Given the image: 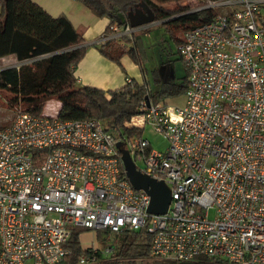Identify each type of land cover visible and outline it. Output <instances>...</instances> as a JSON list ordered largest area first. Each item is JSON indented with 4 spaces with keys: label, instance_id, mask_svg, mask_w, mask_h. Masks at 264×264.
<instances>
[{
    "label": "built area",
    "instance_id": "built-area-1",
    "mask_svg": "<svg viewBox=\"0 0 264 264\" xmlns=\"http://www.w3.org/2000/svg\"><path fill=\"white\" fill-rule=\"evenodd\" d=\"M211 10L222 13L178 46L189 72L184 104L141 102L166 153L59 110L20 111L0 129V264H60L74 229L107 232V244L111 234L147 231L162 261L264 264V0H195L191 12ZM141 29L114 24L108 40ZM118 142L139 171L167 184L166 214L148 212L151 197L130 184ZM114 253L93 245L78 264Z\"/></svg>",
    "mask_w": 264,
    "mask_h": 264
},
{
    "label": "trees",
    "instance_id": "trees-1",
    "mask_svg": "<svg viewBox=\"0 0 264 264\" xmlns=\"http://www.w3.org/2000/svg\"><path fill=\"white\" fill-rule=\"evenodd\" d=\"M75 1L98 18H108L109 34L112 33V25L124 27L129 23L128 15L137 4L146 3L155 14V21H164L161 25L165 26L177 46L183 42L185 31L207 23L222 13L221 10L191 12L192 4L187 3L176 10L167 8L178 0ZM168 19L171 20L166 21ZM84 44L82 32L66 16L52 17L32 0H0V59L14 56L20 64L0 71V90L12 95L10 102L13 107L25 108L22 112L35 115L43 114L46 103L55 99L60 103L58 115L61 119L101 120L117 140L143 137V128L134 124V120L142 116L143 100L156 102L160 98L185 94L187 90V69L184 84L170 85L160 81L163 86L159 93L150 90L148 83L139 84L135 80L110 92L80 86L75 69L85 55L87 46ZM145 49L143 38L136 34L132 38L111 40L100 47L101 53L117 64L129 55L141 66L146 60ZM87 232L90 231L73 230L69 241L72 255L60 264H78L80 257L90 252V248L83 249L80 242V236ZM102 234V231L96 232L99 239H102ZM151 245L152 235L147 231L127 232L120 250L113 256L115 260H102L98 264L150 259ZM189 263L222 264L205 257Z\"/></svg>",
    "mask_w": 264,
    "mask_h": 264
},
{
    "label": "rangeland",
    "instance_id": "rangeland-1",
    "mask_svg": "<svg viewBox=\"0 0 264 264\" xmlns=\"http://www.w3.org/2000/svg\"><path fill=\"white\" fill-rule=\"evenodd\" d=\"M187 4L195 3V0H178L177 3H173L168 5L167 8L171 10H176L181 6H185ZM172 19V18H171ZM168 19L166 21H169ZM164 22V21H163ZM163 22H155L151 25L145 26L144 28L136 32V36H141L144 40V44L146 46V60L143 63L144 77L145 82L148 83L150 90L154 93H159L162 89L163 81L170 85H181L185 83V78L187 75L186 67L183 61L180 58L178 53V46L169 32L166 31L165 26L161 24ZM181 33H179L180 35ZM14 61L5 60L0 61V69L5 67H10L14 65ZM157 78V79H156ZM159 80V82H157ZM185 94L179 95L177 97H169V98H160L158 101L162 103H166L170 106H181L185 102ZM12 95L7 91L0 90V129H5L10 127L20 111L25 110V108L13 107L11 105L10 99ZM59 102L55 99L49 100L46 105L44 112L50 111L49 113H55L58 111ZM134 124L143 128V138L149 141L151 147L159 152L166 153L169 148V143L167 140L157 133L155 129L150 125H146L143 122L142 117H137L134 120ZM139 168H142L143 165L139 164ZM210 218H214V211L210 212ZM109 234H102L101 241H97L91 234L84 235L82 237V245L84 248H87L92 241L98 245L99 248L103 249L107 246H114L118 249L120 248L122 241L124 239V235L115 234L112 237V240L106 243V238H108ZM118 253L116 251L114 254L108 257V261H113L115 256ZM121 261V260H120ZM28 264H33L31 261ZM116 264H182V263H171L170 261H162L159 259H155L152 257L146 260H135V261H125L123 263ZM192 264V263H186Z\"/></svg>",
    "mask_w": 264,
    "mask_h": 264
},
{
    "label": "crops",
    "instance_id": "crops-1",
    "mask_svg": "<svg viewBox=\"0 0 264 264\" xmlns=\"http://www.w3.org/2000/svg\"><path fill=\"white\" fill-rule=\"evenodd\" d=\"M32 1L52 17H58L61 15L66 16L73 24V26L82 32L83 38L85 40L84 45L87 46V49L84 57L78 63L75 69V77L77 78V82L80 86L91 87L110 92L123 88L132 80L137 81L139 84L145 83V77L143 75L144 70L142 66L136 64L129 55L124 56L120 60V64H117L107 59L101 53L100 47L102 44L110 42L111 40L119 41L120 39L110 38V40H108V37L112 34L107 33V27L110 24V20L108 18H98L75 0ZM193 5L194 3L192 4V6ZM135 10L136 7L132 11H130V13L133 14ZM122 45H124V43H122ZM5 60H11L16 63L10 67H17L18 65H20L14 56L0 59V61L2 62ZM5 68H1L0 71ZM59 109L60 103L58 105V110ZM88 234H91L94 238H96L97 241H101V239L97 237L96 233H84L80 236V242L83 249H87L92 247L93 245H96V243L92 241V243L87 248H84V246L82 245V237ZM120 248L118 249V247H116L115 252L119 251ZM28 262L30 263V261ZM28 262L26 264H28Z\"/></svg>",
    "mask_w": 264,
    "mask_h": 264
},
{
    "label": "water",
    "instance_id": "water-1",
    "mask_svg": "<svg viewBox=\"0 0 264 264\" xmlns=\"http://www.w3.org/2000/svg\"><path fill=\"white\" fill-rule=\"evenodd\" d=\"M140 10L137 15L129 14L130 26L141 28L155 23V14L146 3L137 4ZM117 148L121 154V160L126 171L127 178L135 190L146 191L151 197L148 209L150 214H166L171 203V191L164 181H156L139 171L131 158L129 151L123 142H118Z\"/></svg>",
    "mask_w": 264,
    "mask_h": 264
},
{
    "label": "flooded vegetation",
    "instance_id": "flooded-vegetation-1",
    "mask_svg": "<svg viewBox=\"0 0 264 264\" xmlns=\"http://www.w3.org/2000/svg\"><path fill=\"white\" fill-rule=\"evenodd\" d=\"M140 10V8H137L134 12H133V15H137V12Z\"/></svg>",
    "mask_w": 264,
    "mask_h": 264
}]
</instances>
